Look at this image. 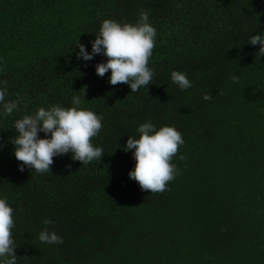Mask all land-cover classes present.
<instances>
[{
  "label": "trees",
  "instance_id": "1",
  "mask_svg": "<svg viewBox=\"0 0 264 264\" xmlns=\"http://www.w3.org/2000/svg\"><path fill=\"white\" fill-rule=\"evenodd\" d=\"M0 264H264V0H0Z\"/></svg>",
  "mask_w": 264,
  "mask_h": 264
}]
</instances>
